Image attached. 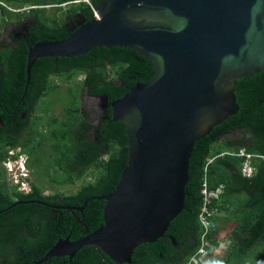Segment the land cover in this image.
<instances>
[{"label": "trees", "instance_id": "16d2710c", "mask_svg": "<svg viewBox=\"0 0 264 264\" xmlns=\"http://www.w3.org/2000/svg\"><path fill=\"white\" fill-rule=\"evenodd\" d=\"M4 1L23 7L70 0ZM91 1L99 7L107 0ZM53 8L54 12H65V17L49 14L44 7L19 12L18 19H13V11L6 8L1 15L2 24L12 23L15 29L9 32L8 40L0 33V160L17 157L18 152L10 155L8 151L21 147L29 155L28 164L35 181L37 176L41 181L37 184L32 180L30 192L16 191L14 197L0 171V211L4 210L0 212V264H34L60 239L68 235L72 241L79 239L103 224L104 200H90L83 211L52 208L36 200L58 206H81L89 197L116 189L128 162L126 124L112 120L110 106L106 112L102 111L96 125L90 123L88 113L80 106V92L112 101L136 83L149 81L154 72L150 59L134 49L97 46L75 57L38 58L25 91L30 46L39 41L65 39L74 29L67 24L68 18L74 19L77 11L88 20L93 18L90 6L85 3ZM79 73L84 74V79L73 84ZM61 87L70 100L57 115L46 96L58 93ZM235 94L238 111L195 142L185 188V208L171 221L163 237L136 247L130 263H118L100 248L88 245L73 257L55 256L41 264H189L195 254L198 258L209 257L210 261L203 264H239L252 253L250 249L257 245L264 247V159H254L256 174L247 178L241 172L242 157L230 153L220 156L223 152L211 154L216 149L214 144L223 141L231 152L245 148L264 155V70L238 79ZM209 157L214 159L208 163ZM89 172L94 175L93 180L81 184L74 193L45 194L41 190L46 177L54 183L75 184ZM205 176L211 187L223 189L215 202L218 208L230 209L241 194L247 197V203L235 204L232 211L236 219L245 221L246 234L241 232L242 223L238 221L232 231L231 250L223 256L214 254L220 229L205 236L210 243L204 245V252H199L204 240L199 213ZM16 201L22 202L12 206Z\"/></svg>", "mask_w": 264, "mask_h": 264}, {"label": "water", "instance_id": "95a60500", "mask_svg": "<svg viewBox=\"0 0 264 264\" xmlns=\"http://www.w3.org/2000/svg\"><path fill=\"white\" fill-rule=\"evenodd\" d=\"M98 14L83 15L65 39L30 46L25 91L38 58L75 57L97 46L134 49L154 72L120 98H101L128 135V162L116 189L81 206L36 200L78 211L104 200L103 224L79 239H60L34 264L73 257L88 245L130 263L136 247L163 237L185 208L195 142L238 111L237 80L264 70V0H107Z\"/></svg>", "mask_w": 264, "mask_h": 264}, {"label": "rangeland", "instance_id": "374dc122", "mask_svg": "<svg viewBox=\"0 0 264 264\" xmlns=\"http://www.w3.org/2000/svg\"><path fill=\"white\" fill-rule=\"evenodd\" d=\"M34 0H31L29 2H33ZM36 1H39V0H35ZM7 3V2H6ZM10 7H12L14 10H10L6 7H2L3 8H6L8 9L9 11H13L12 13V18L13 19H18L19 18V12H23V11H27L31 8H35V7H44V8H47V11L49 14H58L60 15L61 17H65V12H62V13H59V12H54L55 9L53 7H64L67 8L69 7V5H77L79 3H72V2H65V3H62V4H58V3H52V4H46V5H38V6H27V5H24V6H27V7H22V5H19V4H14L13 2L12 3H7ZM26 4V3H25ZM23 9V10H22ZM53 10V11H52ZM52 11V12H51ZM1 15H2V12L0 11V33L2 35V38L5 39V40H8V36H9V32L10 31H13L15 29V25L14 24H9V23H6V24H2V21H1ZM9 18V17H8ZM81 19V18H80ZM30 20H28L27 22H29ZM76 78V82L78 81V79H82L79 75L75 76ZM56 81H61L60 79L58 78H54ZM76 82H73V84H76ZM62 89L58 92V93H53L51 92L48 96H46V101L48 104L51 105V107L54 106L55 108V113L57 115L61 114L62 112V109H63V105L68 103L69 100H70V96L69 94L66 93V90L64 89V87H61ZM80 95H81V101H80V106L83 110H85L87 113H88V119L90 121V123L96 125L98 123V118L100 116V114L102 113V100L99 98V97H93L91 95H88L85 91H81L80 92ZM49 101V102H48ZM237 135V133H236ZM213 148L215 150H212L211 151V154H215L217 152H224L225 153H228L229 151V148L225 146V144L223 143V141H220L216 144H214ZM260 157L258 156H254L252 158L253 159H258ZM214 158H208V163L211 162ZM255 174H256V171H255ZM254 174V176H255ZM38 179H34V175H32L31 173L29 174V177L28 179L30 180V190L29 192L32 190V180L33 182L39 184L40 181H41V177L39 178V176H37ZM50 178V177H49ZM94 178V175L89 172L87 173V175H85V177H82L80 180H78L77 183L75 184H59V183H54V182H51L47 177L44 178L43 180V184L41 186V190L45 193V194H49V193H52V192H55V191H58L60 193H62V195H65V194H71V193H74L77 191V189L80 187L81 184L85 183V182H88V181H91L93 180ZM24 192V191H23ZM221 213H217L215 215V217H217L218 215H220ZM218 225H219V222H218ZM221 229V228H220ZM225 233L228 234V231H224ZM222 233V230H220V234H219V237ZM222 237V236H221ZM226 241V239L224 240ZM220 246V243L219 245L217 246L216 249H218V247ZM232 246V245H231ZM223 250V247H221L219 250H217L218 253H216V255H219V256H223V255H226L227 251H222ZM263 249H261V245H257V251L256 252H252L251 256L249 257L248 255L244 257V259L242 261L239 262V264H257V262H259L260 260H257L258 258L262 257L263 256ZM227 257V256H226ZM254 257V258H253ZM254 259V260H253ZM198 263H195V264H203V262H209L210 259L208 256H205V255H201L199 258H198Z\"/></svg>", "mask_w": 264, "mask_h": 264}, {"label": "built area", "instance_id": "2783aa9c", "mask_svg": "<svg viewBox=\"0 0 264 264\" xmlns=\"http://www.w3.org/2000/svg\"><path fill=\"white\" fill-rule=\"evenodd\" d=\"M82 0H72L70 2H80ZM89 2L88 0H84ZM2 7H6L10 10H14L12 7L8 6L5 2L0 0V11L2 12ZM23 10V9H22ZM94 15L98 16V11L93 7ZM13 151H10V154L13 155ZM232 155H236L243 158L242 165V173L246 177H253L256 171L254 165V156H258L264 159V155L254 154L252 152L247 151L245 148H240L238 151L230 152ZM0 166H3L7 172V179L11 186L16 187L19 191L23 193H28L31 186L30 180L28 179L29 174L31 173L29 167L27 166V156L19 155L17 158L9 157L7 160H0ZM30 187V188H29ZM223 193L222 187L213 188L210 186L207 176L204 177V182L201 188L202 195V204L201 210L199 213V220L203 225L204 233H203V245L199 249V252L205 251V244H209L210 241L205 238L209 232L218 229V222L215 219V215L219 213L216 208L215 202L220 199ZM220 246L217 248V246ZM230 246V243L227 241L221 240L219 238L218 242L214 245V252L218 253L221 247L223 250H226ZM197 254L191 257L190 263H198Z\"/></svg>", "mask_w": 264, "mask_h": 264}, {"label": "crops", "instance_id": "0c3cea01", "mask_svg": "<svg viewBox=\"0 0 264 264\" xmlns=\"http://www.w3.org/2000/svg\"><path fill=\"white\" fill-rule=\"evenodd\" d=\"M1 1L6 3V1H4V0H1ZM2 13H3V11H2ZM0 124H1V122H0ZM10 151L14 152L13 155L15 154V152H18V156L19 155L27 156V166L29 167V164H28L29 155H28V153L22 151L21 147L11 148L8 152L10 153ZM9 157H11V156H9ZM17 157L13 156V158H17ZM3 161H5V160H3ZM254 165H256V163H254ZM241 168H242V165H241ZM29 169H30V171L32 173V170H31L30 167H29ZM0 171H2V174L5 177L7 188L9 190V192L15 197V192L16 191L21 192V191H19L16 187H13V186L10 185V183L8 182V179H7L6 169L3 166H0ZM263 191H264V186H263ZM239 203H244V204L247 203V197L245 195L241 194L240 198L237 201H235L232 205H230V209L231 210L228 207L226 209H224V208L220 209V208H218L219 206H216V208L218 209L219 213H221L220 215H218L216 217L217 221L219 222V229H220V227H223V228L220 229V230H222V233H221L220 237H219L220 230L218 231V235L216 237L217 238H221V240H223V241L226 239V241L231 243V244H232V239H231L232 231H233L234 228H236V225H238V221H240L242 223L241 232L246 234L245 230L243 229L246 226L245 221L243 219H236V217L234 216V214L232 212L233 209L235 208V204H239ZM262 217H263V215H261V218ZM225 230L228 231V234L224 232ZM231 247L229 248V250H231ZM261 249H263L262 251L264 252V247H261ZM250 250H251V252H256L257 251V247H254V248H252ZM251 254L252 253H250L248 256L250 257ZM257 260L264 261V255L262 257L258 258Z\"/></svg>", "mask_w": 264, "mask_h": 264}, {"label": "clouds", "instance_id": "9594fccd", "mask_svg": "<svg viewBox=\"0 0 264 264\" xmlns=\"http://www.w3.org/2000/svg\"><path fill=\"white\" fill-rule=\"evenodd\" d=\"M70 1H72V0H70ZM70 1H67V2H70ZM89 2H87V1H84V0H82V1H80V2H72V3H85V4H87V5H89L90 6V8H91V10H92V14H93V17H95V18H98L99 17V14H98V16H95L94 15V11H93V7L98 11V8L99 7H96L93 3H92V1L91 0H88ZM27 6H38V5H27ZM27 6H24V7H27ZM36 8V7H35ZM2 11H3V9H2ZM96 97H98V96H96ZM101 99V98H100ZM229 152L228 153H225V152H223V153H221L220 154V156H222V155H225V154H229L230 152H231V150H228ZM250 152V151H249ZM253 153V152H252ZM254 154H258V153H254ZM232 155V154H231ZM259 155H262V154H259ZM236 156V155H235ZM239 157V156H238ZM261 158V157H260ZM263 159V158H262ZM242 165H243V161H242ZM241 172H242V168H241ZM32 174V173H31ZM246 177V176H245ZM254 177V176H253ZM247 178H252V177H247ZM219 200V199H218ZM216 220H217V218H216ZM218 222V221H217ZM218 229H219V226H218ZM231 243H230V246L226 249V251L231 247ZM225 251V250H224ZM214 254H216L215 252H214ZM191 259V258H190ZM189 263H190V261H189ZM191 264H195V263H191Z\"/></svg>", "mask_w": 264, "mask_h": 264}, {"label": "flooded vegetation", "instance_id": "af4514ba", "mask_svg": "<svg viewBox=\"0 0 264 264\" xmlns=\"http://www.w3.org/2000/svg\"><path fill=\"white\" fill-rule=\"evenodd\" d=\"M82 16H83V13H82L81 11H77L76 14H75L74 19H73V18H72V19L68 18V22H67V24H69V25H70V28H72V29H73V28H76L78 22L81 21ZM80 18H81V19H80ZM78 75L82 78V80L84 79V74H83V73H79ZM78 80H80V79H78ZM76 83H77V82H76ZM93 97H96V96H93ZM101 106H102V105H101ZM102 111L106 112L107 110H106L105 107H102Z\"/></svg>", "mask_w": 264, "mask_h": 264}]
</instances>
